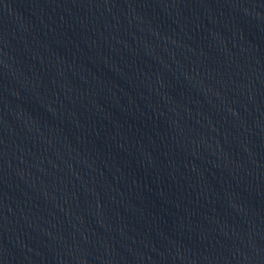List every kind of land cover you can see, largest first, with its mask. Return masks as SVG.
I'll use <instances>...</instances> for the list:
<instances>
[{
    "label": "water",
    "instance_id": "obj_1",
    "mask_svg": "<svg viewBox=\"0 0 264 264\" xmlns=\"http://www.w3.org/2000/svg\"><path fill=\"white\" fill-rule=\"evenodd\" d=\"M161 0H0V140L52 102Z\"/></svg>",
    "mask_w": 264,
    "mask_h": 264
}]
</instances>
